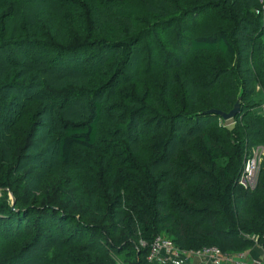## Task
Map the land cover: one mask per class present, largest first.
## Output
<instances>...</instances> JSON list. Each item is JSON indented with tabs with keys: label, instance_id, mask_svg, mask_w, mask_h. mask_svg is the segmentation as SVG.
Instances as JSON below:
<instances>
[{
	"label": "trees",
	"instance_id": "16d2710c",
	"mask_svg": "<svg viewBox=\"0 0 264 264\" xmlns=\"http://www.w3.org/2000/svg\"><path fill=\"white\" fill-rule=\"evenodd\" d=\"M257 94L264 0H0V264L264 247Z\"/></svg>",
	"mask_w": 264,
	"mask_h": 264
},
{
	"label": "built area",
	"instance_id": "2783aa9c",
	"mask_svg": "<svg viewBox=\"0 0 264 264\" xmlns=\"http://www.w3.org/2000/svg\"><path fill=\"white\" fill-rule=\"evenodd\" d=\"M262 1V0H260ZM264 148L262 146L254 147L244 161V167L239 178V184L242 187L248 189H254L257 184V177L260 168L261 159L263 156ZM254 240L256 246L262 251V257L264 258V247L258 244V238L251 237ZM264 241V235L262 236ZM164 254L165 260L170 261V257L180 256V252L173 246L170 240L157 236L150 247V252L147 257L148 262L156 261L160 254ZM183 255H187L190 258H204L208 263L217 264L224 262L225 264H264V261L260 258L251 259L248 252L239 254L225 255L220 252L216 247H206L199 251L187 252Z\"/></svg>",
	"mask_w": 264,
	"mask_h": 264
},
{
	"label": "crops",
	"instance_id": "0c3cea01",
	"mask_svg": "<svg viewBox=\"0 0 264 264\" xmlns=\"http://www.w3.org/2000/svg\"><path fill=\"white\" fill-rule=\"evenodd\" d=\"M246 252H248L249 256L251 259H262L264 261V258L262 257V251L258 246H255L254 250L253 249H249ZM165 256L164 254H160V256L157 258L156 263L157 264H177V259H184V262L190 261L188 262L189 264H211L208 263L204 258H190L187 255H180L177 257H170V261L165 260ZM217 264H225L224 262H219Z\"/></svg>",
	"mask_w": 264,
	"mask_h": 264
},
{
	"label": "water",
	"instance_id": "95a60500",
	"mask_svg": "<svg viewBox=\"0 0 264 264\" xmlns=\"http://www.w3.org/2000/svg\"><path fill=\"white\" fill-rule=\"evenodd\" d=\"M239 107H240V96H238L236 103L234 104V106L230 112L222 113L219 111L210 110V111H208V113H214V114L218 115L224 122H230L234 119V117L238 113Z\"/></svg>",
	"mask_w": 264,
	"mask_h": 264
},
{
	"label": "rangeland",
	"instance_id": "374dc122",
	"mask_svg": "<svg viewBox=\"0 0 264 264\" xmlns=\"http://www.w3.org/2000/svg\"><path fill=\"white\" fill-rule=\"evenodd\" d=\"M255 98H256V101H258V103L260 102V104H261V107H260L261 110L260 111H263V113H264V95L257 94V96ZM188 262H190V261L184 262V259H177V264H189Z\"/></svg>",
	"mask_w": 264,
	"mask_h": 264
}]
</instances>
